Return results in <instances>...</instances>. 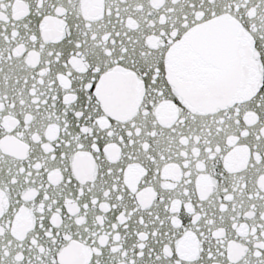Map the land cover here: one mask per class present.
Returning a JSON list of instances; mask_svg holds the SVG:
<instances>
[{"label":"snow or ice","instance_id":"1","mask_svg":"<svg viewBox=\"0 0 264 264\" xmlns=\"http://www.w3.org/2000/svg\"><path fill=\"white\" fill-rule=\"evenodd\" d=\"M0 264H264V0H0Z\"/></svg>","mask_w":264,"mask_h":264}]
</instances>
